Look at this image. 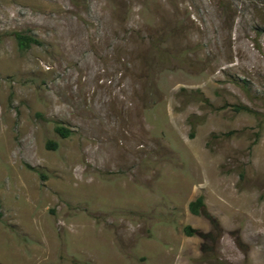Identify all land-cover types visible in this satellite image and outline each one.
<instances>
[{"label": "rangeland", "instance_id": "rangeland-1", "mask_svg": "<svg viewBox=\"0 0 264 264\" xmlns=\"http://www.w3.org/2000/svg\"><path fill=\"white\" fill-rule=\"evenodd\" d=\"M0 207V264H264V0H0Z\"/></svg>", "mask_w": 264, "mask_h": 264}, {"label": "trees", "instance_id": "trees-1", "mask_svg": "<svg viewBox=\"0 0 264 264\" xmlns=\"http://www.w3.org/2000/svg\"><path fill=\"white\" fill-rule=\"evenodd\" d=\"M13 37L20 49H27L30 45L38 43L31 36L18 32L13 33ZM242 109L247 111V108H242ZM55 131L60 137H66L68 135V131L61 127H56ZM50 146L54 148L56 147V144L50 143ZM189 210L192 214L202 215L209 219L211 218V216H209V214L206 212L205 205L200 197L189 204ZM0 217H1V211H0ZM187 234L190 235L189 232H187Z\"/></svg>", "mask_w": 264, "mask_h": 264}]
</instances>
